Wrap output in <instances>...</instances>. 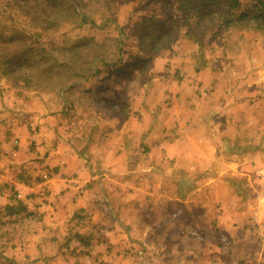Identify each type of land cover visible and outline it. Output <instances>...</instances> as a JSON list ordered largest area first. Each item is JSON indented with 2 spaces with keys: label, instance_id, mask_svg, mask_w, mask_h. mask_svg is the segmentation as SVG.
<instances>
[{
  "label": "rangeland",
  "instance_id": "rangeland-1",
  "mask_svg": "<svg viewBox=\"0 0 264 264\" xmlns=\"http://www.w3.org/2000/svg\"><path fill=\"white\" fill-rule=\"evenodd\" d=\"M23 132L76 209L41 175L53 213L0 207V264H264L262 179L218 163L264 162V0H0V144ZM65 145L87 181L44 160Z\"/></svg>",
  "mask_w": 264,
  "mask_h": 264
},
{
  "label": "crops",
  "instance_id": "crops-1",
  "mask_svg": "<svg viewBox=\"0 0 264 264\" xmlns=\"http://www.w3.org/2000/svg\"><path fill=\"white\" fill-rule=\"evenodd\" d=\"M14 136L16 137V138L13 137V138H15L14 141L16 139L19 140L18 146L16 148L13 147L12 143L1 142L2 144H0V151L3 153H7V155L4 158L5 160H2L0 162V207L6 206L8 209H11V210H16L18 207H22V208L27 209L28 211L32 210V207H35L33 209H37L40 212L51 211V213H53L52 205H50V207L48 208L49 203L50 204L54 203V205H56L55 208H57L59 206V204L61 203L63 206L67 205L71 208V210H75L76 208L75 209L73 208V204L68 202L69 201L68 195L61 197V199L58 202H56V199L58 198V196H57L58 192L63 189V185L58 186L57 183L55 182V181H57V179H56V178H58L57 176L55 178L51 179V181H49V190H50L51 196L49 197L48 205H40L39 204V200L36 199L37 197L35 195L37 193L36 191H38L37 185H35V183H34V187H32L30 185V183L33 184V182H35L38 178H40L41 175H44L45 172L42 171L41 168H37L35 162H33L34 160H32V159H28L27 163L23 166H19L14 161V160H17L18 157H20V159L22 157L23 158L25 157L23 154H24V151L26 152V150H27L26 149L27 148L26 138H28V136L24 132L23 133H17ZM14 141H13V143H14ZM66 147L67 146L65 145L64 148L62 147L63 148L62 150H60L57 153L55 152V154H54V152L52 154V153H48V151H46L45 156H44V160H46V162H50L51 165H53L55 174L59 175V173L60 174L77 173L79 175V176H77V178L80 181L79 183H82L83 181H87L84 179H87L91 174H93V172L86 168V166L84 165L85 161H83L79 157H77L75 160H73V163L71 164L68 156H64ZM238 150H240V149H236V151H237L236 152L232 147L230 148V151L232 154H241ZM53 151H55V150H53ZM62 153H63V156H61ZM246 153H250V152L247 151V152L242 153V154H246ZM221 154H223V152ZM259 155H261V153ZM57 156L61 157V158H58ZM233 156L239 157V155H232L231 158L226 157L225 160L223 157L220 158L218 163L220 164L222 170L230 171L231 169H233V170L237 171L239 174L241 172L245 173L247 175L246 179L248 178L249 182L251 180L252 181L255 180V182H258L259 178L261 177L262 184H260V186L262 185L264 188V162L260 163L259 165L258 164L254 165L252 163L249 164L248 163L249 158H247V162L245 161L243 164L239 165V164H237L236 158H234ZM101 157H103V156H100L98 159H100V160L103 159ZM15 165H17V166H15ZM256 176H258V177H256ZM207 178L213 179V177H204L202 181H204V180L206 182L210 181V179H207ZM218 182H219V180L217 181V183ZM208 183H210V182H208ZM214 185H213V187H214ZM220 185H222V184L220 183ZM215 186L218 188L219 184H216ZM226 190H227V187H226ZM226 190H224V193L218 191L214 196L215 202H219V201L222 202V205H221V208L223 210L222 216L224 215L222 225H226V221H224V220H226V219L232 220L234 216L236 217L238 215V211L236 210V208H238L237 203L241 202L238 199L239 198V192L238 191L234 194H229L228 191H226ZM212 191H214V188ZM16 192H19L22 194L21 199H18L15 197ZM33 194H34V196H33ZM69 195H71V194L69 193ZM70 198H71V196H70ZM259 199L260 200L264 199V196H260ZM65 201H67V203ZM160 202H161V200H160ZM91 203H92V200H89V199L86 202H85V200H78L76 207H77V209H80L81 212H83L85 210V208H87L88 205H90ZM161 203H162L163 207L166 209V206H168V202H165V203L161 202ZM262 203H264V201H260V203H259L260 206L255 204L256 208L252 212V215H254V217L256 215L257 216L261 215L260 213H261V204ZM202 207L206 208L205 213L208 211L209 215H212L213 207H212V210H211V207L209 209L207 204H202ZM87 209H89V207ZM210 211H212V213ZM202 213H204V210L202 211ZM167 219H169V218H167ZM167 219H165V220H167ZM158 223H160V222L158 221ZM194 237L195 236H193V238ZM195 239H197V238L195 237ZM213 264H215V263H213Z\"/></svg>",
  "mask_w": 264,
  "mask_h": 264
},
{
  "label": "built area",
  "instance_id": "built-area-1",
  "mask_svg": "<svg viewBox=\"0 0 264 264\" xmlns=\"http://www.w3.org/2000/svg\"><path fill=\"white\" fill-rule=\"evenodd\" d=\"M49 181V175L48 174H44L42 177V180L40 182V193L41 194H45L46 190H47V183ZM17 198L21 199L22 198V194L21 193H17ZM261 215L260 216H255L254 217V223L256 225H258L260 227V225H262L263 221H264V207L261 206Z\"/></svg>",
  "mask_w": 264,
  "mask_h": 264
},
{
  "label": "trees",
  "instance_id": "trees-1",
  "mask_svg": "<svg viewBox=\"0 0 264 264\" xmlns=\"http://www.w3.org/2000/svg\"><path fill=\"white\" fill-rule=\"evenodd\" d=\"M21 54V52H17V54H12L11 56H7L6 58V63L9 62L11 65H14L13 62H14V58L13 57H16V56H19ZM10 57V58H9ZM13 58V59H11Z\"/></svg>",
  "mask_w": 264,
  "mask_h": 264
}]
</instances>
